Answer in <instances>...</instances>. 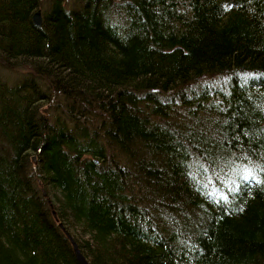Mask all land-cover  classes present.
I'll return each mask as SVG.
<instances>
[{"label":"trees","instance_id":"16d2710c","mask_svg":"<svg viewBox=\"0 0 264 264\" xmlns=\"http://www.w3.org/2000/svg\"><path fill=\"white\" fill-rule=\"evenodd\" d=\"M61 224L90 264H264V0H0V264H78Z\"/></svg>","mask_w":264,"mask_h":264},{"label":"water","instance_id":"95a60500","mask_svg":"<svg viewBox=\"0 0 264 264\" xmlns=\"http://www.w3.org/2000/svg\"><path fill=\"white\" fill-rule=\"evenodd\" d=\"M33 21L36 25L41 26L42 25V12L40 10L36 11L33 16ZM62 229L65 231L67 236L69 237L70 241L73 244L75 256L77 259L78 264H90L85 255L83 254L82 250L80 249L78 243L74 239V237L68 232L63 224L60 225Z\"/></svg>","mask_w":264,"mask_h":264},{"label":"bare ground","instance_id":"6f19581e","mask_svg":"<svg viewBox=\"0 0 264 264\" xmlns=\"http://www.w3.org/2000/svg\"><path fill=\"white\" fill-rule=\"evenodd\" d=\"M209 208H211V207H209ZM211 211V210H210ZM208 212V211H207ZM212 212V211H211Z\"/></svg>","mask_w":264,"mask_h":264}]
</instances>
